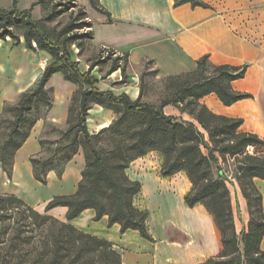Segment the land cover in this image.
Segmentation results:
<instances>
[{
	"label": "trees",
	"instance_id": "16d2710c",
	"mask_svg": "<svg viewBox=\"0 0 264 264\" xmlns=\"http://www.w3.org/2000/svg\"><path fill=\"white\" fill-rule=\"evenodd\" d=\"M43 1L31 4L28 10H19L13 0L9 10L0 9V42L9 37L17 46L21 36L27 50L45 52L49 56L35 87L22 93L17 103L4 106L12 111L13 119L6 129L1 126L0 118V166L11 179L15 154L28 139L37 121L31 113L40 105L47 110L52 107L51 91L45 88L46 84L53 75L68 69V76L63 79L76 85L77 90L69 106L68 128L61 139L71 138L66 146H58L51 157L42 159L40 155H35L29 161L34 180L42 185H46L50 171L60 177L65 165L80 148L84 151L85 167L76 192L54 196L43 213L14 195H0V264H122L121 254L111 243L77 230L52 217L48 211L64 207L67 209L66 220L70 221L91 209L95 212V221L106 216L109 227L118 224L121 232L137 230L143 238L152 240L146 227L147 212L133 204L140 191V183L131 181L126 175L132 161L152 151L159 152L163 157L162 176L178 172L187 174L193 188L184 197L186 205H204L220 232L221 252L201 264H264V250L261 248L264 236L262 197L253 183L254 178L264 180V157L261 154H245L248 146L255 147L260 153L264 142L254 134L238 131L242 119L216 115L200 103L203 97L210 94H214L224 106L250 98L249 94L238 93L231 88V82L244 78L247 65L212 66L205 55L196 61L193 71L163 78L167 97L159 102L158 107L141 102V91L135 100L125 93L115 95L111 90L101 91L97 87L98 79L91 74L93 69L109 63L108 71L100 79L120 71L121 80L112 85H126L128 54L100 49L94 59L87 60L88 68L82 72L79 62L73 59L75 53L71 47L75 45L80 55L85 50L84 38L91 40L93 37L92 25L86 20L85 11L78 8L77 17L53 31L56 38L52 40L41 31L38 22L31 19L32 8ZM88 3L92 10L107 16L110 21L99 0H88ZM185 3L192 7H208L202 0H179L175 5ZM61 13L62 10L54 4L43 21H52ZM84 29L88 30L81 32ZM15 30H21V34L17 35ZM78 86L84 88L77 93ZM77 94L78 110L71 122V107ZM91 101L113 112L117 110L124 114L146 116L145 123L131 133L125 146L96 149L91 140L110 130L117 132L119 121L91 135L86 124L92 108ZM167 106L186 113L193 121L166 115L164 108ZM205 135L210 147L206 146ZM39 144L42 152L45 145L52 143L40 140ZM202 149L207 150V154ZM129 153L132 155H127ZM215 153L222 158H240L242 169L237 170L236 180L249 213L247 229L241 232L240 237L235 229L226 180L220 170L216 177L212 172V165L218 159ZM57 155L59 158L54 160ZM9 220H13L12 226L6 224Z\"/></svg>",
	"mask_w": 264,
	"mask_h": 264
},
{
	"label": "crops",
	"instance_id": "0c3cea01",
	"mask_svg": "<svg viewBox=\"0 0 264 264\" xmlns=\"http://www.w3.org/2000/svg\"><path fill=\"white\" fill-rule=\"evenodd\" d=\"M177 1L99 0L110 21L94 10L87 12L93 32L91 51L111 49L117 54L127 53L131 68L149 61L163 77L193 71L196 61L205 55L212 66L247 65L244 78L231 82V88L249 94L250 98L224 106L210 94L200 103L216 115L242 119L238 131L254 134L264 142V0H202L207 8L192 7L189 3L175 5ZM4 45L1 42L0 118L5 103H17L22 93L35 87L49 61L45 52L34 53L21 45L9 50ZM75 57L78 61L77 54ZM87 67V62L82 65L79 61L82 72ZM94 77L98 79L97 87L101 91L111 90L115 95L125 93L132 100L139 95L138 88L133 85L121 86L116 92L113 90L112 83L121 79L120 71L104 80L100 76ZM54 80L57 86L53 84ZM45 88L53 90V105L37 119L28 139L15 154L11 179L0 166V179L8 183L0 193L14 195L40 213L54 196L76 192L85 167L83 152L79 150L65 165L60 177L50 171L46 185L34 180L29 159L40 155L39 141L44 126L46 123L60 129L68 126L69 106L77 90V86L62 79L60 73L53 75ZM164 111L193 121L186 113L167 112L166 107ZM92 113L90 110L87 116L89 131L98 132L111 123V111L103 110L96 116ZM259 151L264 157V145ZM162 165V155L152 151L132 161L126 169L127 177L140 183L133 204L147 212L146 227L152 240L143 238L137 230L121 232L118 224L109 227L106 216L95 221V212L91 209L70 221L66 220L67 209L64 207L53 208L48 214L111 243L121 254L122 264L204 263L221 252L220 232L204 205H186L184 197L193 188L187 174L178 172L164 177ZM253 183L261 193L264 212V180L254 178ZM235 194L242 210L247 212L241 192L236 190ZM261 248L264 250V236Z\"/></svg>",
	"mask_w": 264,
	"mask_h": 264
},
{
	"label": "rangeland",
	"instance_id": "374dc122",
	"mask_svg": "<svg viewBox=\"0 0 264 264\" xmlns=\"http://www.w3.org/2000/svg\"><path fill=\"white\" fill-rule=\"evenodd\" d=\"M16 1V7L19 10H28L31 7V4L38 2L39 0H15ZM13 0H0V9L1 10H9L12 7ZM57 4L58 9L62 10V13L54 20L52 21H43L45 16L49 13L51 7ZM78 8H82L85 13H86V20H88V15L87 12L91 11V7L88 3V0H44L41 3L36 4L32 10H31V19L35 22H38L41 31L48 35L52 40L56 38L55 33L53 32L54 30H58L62 25H64L66 22H68L70 19L77 17V11ZM88 29H84L81 32H86ZM17 35L21 34V30H15ZM20 37V44L22 47L24 46V40L21 36ZM2 43H5V47L9 50H14V40L10 39L9 37L6 38V41H1ZM0 42V46H1ZM85 50L83 51L82 54H78V49L75 45L71 47V49L74 51L75 54H78V62L81 61L82 65L87 62V58L89 59H94L98 51H91L90 49V40L84 38L83 40ZM105 54H103L102 59H104ZM115 57V55H113ZM73 59L76 61V57L74 56ZM88 68V67H87ZM109 68V63L102 64L99 67H95L93 69V74L94 76H100L103 77L106 72L108 71ZM87 70V69H86ZM69 70L65 69L63 73H60L61 78L63 79L64 76H68ZM92 74V73H91ZM126 74L128 76L127 79V86H136L139 91H141L142 96H141V102L152 105L154 107H158L159 102L167 97V90L165 88V81L163 80V76H161L153 64L149 61H144L142 62L139 66L131 68L129 65L127 66L126 69ZM112 75V74H110ZM109 75V76H110ZM108 77V76H107ZM106 77V78H107ZM96 78V77H95ZM104 80V79H103ZM121 79H118L120 81ZM116 81V82H118ZM53 84H57V82L54 80ZM57 86V85H56ZM121 86L124 85H115L112 86L113 90L116 92V90L120 89ZM81 88H84L83 86H78V91L77 93L81 90ZM30 90V89H29ZM50 90L51 92L49 93L50 99H51V104L53 105V95L52 89H47ZM79 99V94L75 96L73 99V104L71 107L72 110V115H71V122L74 119V115L76 114V111L78 110V100ZM8 106H11L10 103H5ZM4 104V106H5ZM92 114L96 116L97 114H100L104 109L101 105L96 104L94 102H90ZM3 106V113L1 117V126L3 128H9V123L13 119V114L12 111L8 110L7 108ZM168 108V109H167ZM51 109V108H50ZM176 109V110H175ZM89 110V111H90ZM96 110V111H95ZM171 110L174 114H179L180 111L172 106L166 107V111L168 112ZM47 108L45 106L40 105L36 110H34L31 113V117L34 119H39L41 116H43L44 112H47ZM111 111V110H109ZM179 111V112H178ZM112 112V119L110 122H115L119 121L118 127H117V132L115 131H108L106 133H103L99 135L98 137L94 138L91 140V145L94 146L96 149H106L110 150L111 148L115 147H123L125 146L130 140L129 137L131 133L136 132L139 128H141L144 123H145V117L146 116H139V115H134L131 113H126L124 114L122 111H117L115 110ZM165 112V111H164ZM166 115H169V113H165ZM187 115V114H185ZM172 116V115H169ZM189 119L191 118L189 115H187ZM185 118H188V117ZM177 119L182 120V121H187L186 119L184 120L182 116L176 115ZM192 119V118H191ZM111 123H107L106 126H104L102 129L107 128L111 125ZM70 124V123H69ZM86 124H87V118H86ZM68 125V124H67ZM68 128L65 127L63 129L57 128L53 124L46 123L44 126V132H43V137L41 140H45L48 142H51L52 144H47L45 145L44 150L40 153V156L42 159L49 158L53 155L55 150L57 149L58 146H66L71 138V136H68L66 140H62V133ZM88 128V127H87ZM101 130V129H100ZM99 130V131H100ZM88 132L91 135H96L98 132H91L88 130ZM205 140L207 145L206 146H211L210 143L208 142V137L205 135ZM80 150L83 152L82 148ZM202 152L204 154H207V150L202 149ZM38 155V154H37ZM127 155H132V153H129ZM218 157L217 161L213 163L212 165V172L214 177H216V174L218 170L221 171L223 174L224 179L226 180V185L230 193V199H231V205H232V211H233V218H234V224H235V229L236 233L241 235V232L245 231L247 229V224L249 220V213H248V207L247 212L242 210L241 202L238 201V198L236 196V190H239V186L236 180V175H237V166L239 165L240 158H233V157H228L225 156L224 158L220 157L219 154L215 153ZM58 156V155H57ZM54 160L59 158L58 157H53ZM8 184L7 182L3 183V181L0 179V189L3 188ZM12 185V182H11ZM238 193V192H237ZM0 195H11L7 193H0ZM241 199V197H240ZM242 200V199H241ZM245 200V199H244ZM24 202V201H23ZM243 202V200H242ZM246 202V201H245ZM25 203V202H24ZM27 205V203H25ZM29 206V205H28ZM10 224V226L13 225V220L6 221V224Z\"/></svg>",
	"mask_w": 264,
	"mask_h": 264
},
{
	"label": "built area",
	"instance_id": "2783aa9c",
	"mask_svg": "<svg viewBox=\"0 0 264 264\" xmlns=\"http://www.w3.org/2000/svg\"><path fill=\"white\" fill-rule=\"evenodd\" d=\"M245 154H249V155H259L260 153L257 151V149L253 146H248L246 148V152Z\"/></svg>",
	"mask_w": 264,
	"mask_h": 264
},
{
	"label": "water",
	"instance_id": "95a60500",
	"mask_svg": "<svg viewBox=\"0 0 264 264\" xmlns=\"http://www.w3.org/2000/svg\"><path fill=\"white\" fill-rule=\"evenodd\" d=\"M241 169H242V166L239 165V166L237 167V170L240 171Z\"/></svg>",
	"mask_w": 264,
	"mask_h": 264
}]
</instances>
